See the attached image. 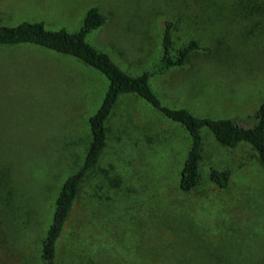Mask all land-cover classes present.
Instances as JSON below:
<instances>
[{
	"label": "rangeland",
	"instance_id": "374dc122",
	"mask_svg": "<svg viewBox=\"0 0 264 264\" xmlns=\"http://www.w3.org/2000/svg\"><path fill=\"white\" fill-rule=\"evenodd\" d=\"M91 8L107 24L87 43L132 76L155 72L151 87L164 106L253 125L264 103V0H0V25L75 33ZM168 20L174 53L193 40L206 51L160 74ZM108 88L76 58L0 46V264H44L56 199L83 166L89 120ZM202 135L200 182L182 192L190 134L137 96H121L58 264H264V170L248 145L231 149L207 129ZM213 171L231 173L227 188Z\"/></svg>",
	"mask_w": 264,
	"mask_h": 264
},
{
	"label": "trees",
	"instance_id": "16d2710c",
	"mask_svg": "<svg viewBox=\"0 0 264 264\" xmlns=\"http://www.w3.org/2000/svg\"><path fill=\"white\" fill-rule=\"evenodd\" d=\"M106 24L107 18L99 9L91 8L86 13L82 28L75 33H69L65 29L48 30L42 22H24L15 27L0 25V46L32 45L70 56L97 70L109 81V88L100 108L89 120L92 141L83 166L65 180L56 199L52 224L42 242L41 259L44 264H58L59 242L81 189L97 167L106 148L107 122L121 96H137L168 120L180 124L190 134L192 145L181 171L179 185L182 192L191 191L200 182L199 163L204 141L203 129H207L215 140L225 147L235 149L240 144L248 145L254 152L259 166L264 170V103L256 112L253 125L250 127L227 119H201L187 109L168 108L161 103L151 87L150 79L155 76V72L132 76L120 69L107 54L87 43V35ZM174 29V21L168 20L164 23L160 74L183 68L195 53L206 51L193 40L174 53L172 48ZM230 177L229 171H213L211 174L213 182L222 189L227 188Z\"/></svg>",
	"mask_w": 264,
	"mask_h": 264
}]
</instances>
